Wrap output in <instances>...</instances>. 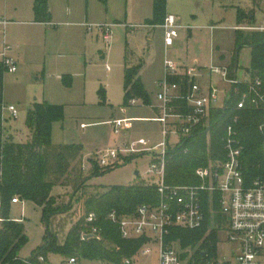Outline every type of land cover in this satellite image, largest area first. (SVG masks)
Masks as SVG:
<instances>
[{"label":"rangeland","instance_id":"rangeland-1","mask_svg":"<svg viewBox=\"0 0 264 264\" xmlns=\"http://www.w3.org/2000/svg\"><path fill=\"white\" fill-rule=\"evenodd\" d=\"M68 1L74 8L73 17L66 16ZM93 2L49 0L50 9H54L57 19L49 27L51 32L46 34V28L26 23L34 15L32 0H0V17L4 15L12 21V25L7 28V42L14 50L20 44L23 57L17 64V73L6 71L4 76L5 139L11 138L17 143L28 141V116L35 104L47 101L63 106L64 119L53 125L52 141L57 145L83 147L82 170L86 177L90 176L92 168L89 161H97L101 153L112 149L124 150L142 139L151 142L153 146L163 142V126L152 119L159 115L158 109L162 106L158 94L161 92L159 84L167 76L166 60L188 68H209L213 64L228 68L234 50L235 31L250 34L264 27V2L256 10L254 26L236 28L237 10H250L253 7L251 0H168L170 13L179 15L185 27L178 30V37L172 46L166 48L163 29L155 30L150 36L138 31L136 36L126 38L122 31L113 28L111 42L104 43L101 36L96 39L98 31L90 30L89 26L97 23L113 25L110 20L123 17L130 0H106V4L102 0H95L99 10L96 15L104 17L95 20L91 12L90 18L86 19L88 8ZM108 10L110 15L105 17ZM79 22L84 23L85 33L75 32L74 26ZM126 52L142 59L140 62L145 66L143 84L149 95L147 103L137 100L135 105H124ZM220 56H223L222 60ZM251 63V49L242 48L236 74L238 80H246ZM69 81L70 86L67 85ZM197 82L201 85L200 78ZM211 82L218 90L216 106L223 107L231 97L232 88L217 75L212 76ZM204 92L207 93L206 86ZM8 106L17 109L16 119L9 113ZM115 120H124L119 135L115 134L114 127L108 123ZM82 124L86 125V129L81 127ZM170 143L175 144L176 140L171 138ZM131 158L134 159L128 161ZM120 160V165L109 171L105 169V173L92 178L89 181L90 188L85 192L93 194L114 186L156 182L148 174L152 165L158 161L153 155L122 154ZM83 165L87 166L86 170ZM136 172H139V176H136ZM71 193L72 190L61 186L53 189V196L60 207L71 209L67 212L61 210L51 218L49 225L43 218L42 209L32 201H21L18 205L10 206V220L22 219L28 238L27 245L20 253L24 264H39V259L35 262L31 260L45 246L48 232L61 245L72 225L83 216V203L79 201L83 193L74 199ZM221 219L216 222L225 227L227 218L222 216ZM219 238L218 255L221 258L225 254L223 243L227 232L221 233ZM150 248L152 253L146 257L140 256L139 264H158L159 242ZM43 255L47 258V264H63L69 258L53 253Z\"/></svg>","mask_w":264,"mask_h":264},{"label":"trees","instance_id":"trees-1","mask_svg":"<svg viewBox=\"0 0 264 264\" xmlns=\"http://www.w3.org/2000/svg\"><path fill=\"white\" fill-rule=\"evenodd\" d=\"M252 8L248 11L237 10V27L254 26L256 10L264 0H251ZM167 0H154V25H162L166 18ZM35 21L46 23L50 12L48 0H34ZM234 50L232 51L228 71L229 77L234 78L239 68V52L244 47L252 51V65L249 72L251 79H260L264 87V31H253L246 34L241 30L235 31ZM223 59V56H220ZM142 64L125 69L124 76V105L129 107L132 100L145 103L149 95L142 83L140 72ZM6 69L0 64V264H24L20 253L28 243L22 223L12 221L9 217L13 198L21 201H32L40 207L43 218L49 225L52 217L61 210L64 212L71 207H60L53 196V189L57 186L72 190L74 199L79 193L84 214L69 230L63 244L59 245L51 233L48 232L45 246L32 257L31 262L38 257L47 258L43 254L53 253L62 257H76L82 262H108L120 264L126 258L134 257L146 244V239L125 240L122 238L117 225L108 220V215L116 211L119 215H133L139 206L144 204L156 205L160 201L157 186L149 183H138L131 186H114L102 192L89 194V181L105 173L96 160H90L92 166L89 177L82 170L83 147L80 145H55L52 142L53 125L64 119V107L51 105L46 102L35 104L28 116L30 136L26 143L5 139L3 119V88ZM173 83H180L185 92L188 82L173 77ZM246 86L232 87L231 97L221 108L210 111L209 117L193 132L183 146L170 148L167 155L165 183L168 186H200L203 182L196 175V170L206 168L212 163L226 160L225 137L226 128L234 117L239 118L236 125L238 138L243 146L242 171L247 182L253 178L264 180V134L259 131V125L264 112L252 107L237 110V102ZM187 149L188 153H184ZM134 158L129 159L128 161ZM111 170V168L106 171ZM219 194L214 195L213 209L220 211ZM206 220L203 227L197 231H186L174 228L168 241H179L184 249L196 251V257L201 251L216 256L218 232L208 230L211 225L210 197L203 196ZM95 213L96 221L87 224L85 218ZM222 216H216L221 221ZM99 230V237L84 239L91 228ZM68 258V259H69Z\"/></svg>","mask_w":264,"mask_h":264},{"label":"built area","instance_id":"built-area-1","mask_svg":"<svg viewBox=\"0 0 264 264\" xmlns=\"http://www.w3.org/2000/svg\"><path fill=\"white\" fill-rule=\"evenodd\" d=\"M6 19H0V30L7 26ZM112 25L89 26L90 30H97L106 43L112 40ZM165 33V45L170 47L178 37L177 19L173 15L166 16L162 25ZM264 31V27L257 29ZM11 46L5 41H0V64L7 72L15 74L17 64L10 56ZM166 79L160 82L161 92L158 99L162 106L159 116L154 121L163 126V142L153 146L151 142L139 140L124 150H108L101 153L97 159L101 168L109 169L120 165L122 154H151L158 161L152 165L149 175L156 179L150 182L157 186L160 201L156 205L144 204L137 208L133 215H119L112 211L108 220L118 226L121 236L125 240L146 239V244L132 258L124 259L120 264H139L140 256H149L152 253L151 246L159 242L160 250L158 264H264V180L253 178L250 182L244 177L242 171L243 146L238 138L236 125L239 118L236 116L226 128L225 151L226 160L212 163L206 168L196 170V175L203 182L200 186H168L165 183L167 155L170 148L183 146L185 141L193 135V132L209 117L210 111L219 100L218 90L210 85L207 93L197 80L202 76L200 68H182L180 64L170 60L165 61ZM206 71L212 77L217 75L232 87L244 85L246 90L241 94L237 102V110L252 107L264 112V87L260 79H251L250 76L240 81L235 76L229 77L227 67L212 65ZM181 78L188 82L184 92L180 83H173L171 78ZM131 105L136 104L132 100ZM13 118L18 117V111L14 106L7 107ZM4 113V108H3ZM4 119V118H3ZM116 135L120 134L124 120H116L111 123ZM259 131L264 134V117L259 125ZM176 140L175 144L170 139ZM184 153H188L185 149ZM83 169L87 167L83 165ZM210 197L211 225L205 238L213 229L218 228L216 216L220 214L227 218L226 226H221L220 234L227 232V238L223 243L225 254L209 255L202 250L201 256L196 257V251L190 248L184 249L179 241H168L171 231L179 228L186 231L200 230L206 220L203 196ZM219 194L218 204L220 211H214L213 198ZM21 200L16 197L12 204H18ZM1 208V198H0ZM95 213L86 216L87 224L96 221ZM0 221H2L0 219ZM99 237V230L91 228L90 233ZM39 264H45V259L39 257ZM63 264H113L108 262H82L76 257L67 259Z\"/></svg>","mask_w":264,"mask_h":264},{"label":"crops","instance_id":"crops-1","mask_svg":"<svg viewBox=\"0 0 264 264\" xmlns=\"http://www.w3.org/2000/svg\"><path fill=\"white\" fill-rule=\"evenodd\" d=\"M93 1L94 2L88 8L89 13L87 14L86 19L90 18V16H91L90 13L92 12L93 13L92 15L96 17L95 20H99V18H103L104 16L103 17H99L98 15H96V12L99 11V10L96 7L95 0H93ZM102 1L104 2V4H106V0H102ZM48 4H49V0H48ZM168 7L169 6H168V0H167L166 16H168V15L175 16L176 19H177L178 30L179 29H184L185 27L182 25L179 15L174 14V13H170V11H169L170 8L168 9ZM32 10H33L32 13L34 14V0H32ZM49 12H50V18H49V21L46 22V23H38V22H36L35 21V14L32 15L30 17V19H29L30 21L28 20V22H26V23H28L29 25H32V26H36L38 28H42V29L46 28L45 33L48 34L49 32H51V29L49 28L50 25H54L55 21L57 19V15L54 12V9H50V4H49ZM26 13L28 15V12H26ZM74 13H75L74 12V8H73L71 2L68 1L67 6H66V16L67 17H73ZM109 13H110V11L106 12L107 16H105V17H108L110 15ZM153 17H154V0H130V2L128 3V6H127V13L123 17L114 18V19H111L110 21L113 23L112 29L116 28V29L122 31L126 38L128 36H136L138 31H141L140 33L144 32L145 34L150 36L151 33H153L155 30L163 29V27H162L163 24L162 25H154V24L151 23V21L153 20ZM2 18L6 19V17H4V15H1L0 19H2ZM105 19L107 20L108 18H105ZM6 20L8 21V24L5 27V33H4V29L0 30V41L5 40L7 42V28L10 25H12V21H9L8 19H6ZM101 20H104V19H101ZM95 22H97V21H95ZM96 25H106V23H100V24L97 23ZM74 28H75V32H80V31L83 32L84 31V33H85V31H86V28H85V25H84L83 22L76 23ZM236 28H238V27H236ZM99 36L102 37V35L98 32L97 35H96V39H98ZM102 40H103L104 43H106L104 41L103 37H102ZM11 48L12 49H11V52H10V56L15 60L16 64H18V62L20 60H22V58H23L22 54H21V51H20L21 50V45L17 44L15 50L13 49L12 46H11ZM166 48H169V47H166ZM141 60L142 59H139L133 53L129 54V53L126 52L125 69L126 68L136 67V66L142 64L140 77H141V80H142V83H143V73H144V70H145V66H144V64L142 62H140ZM213 65H215V64H213ZM181 67L182 68H188V67L182 66V65H181ZM125 69H124V76H125ZM200 69L202 70V76L200 78L201 85L204 84L203 87L206 86V88H208V86L212 85V82H211L212 77L206 71L207 68H200ZM248 76H249V74L247 75L246 79L248 78ZM70 83L71 82L69 81V83L67 85H69ZM123 89H124V84H123ZM44 102L48 103L47 101H44ZM136 103H137V100H136ZM48 104H50V103H48ZM51 105H54V104H51ZM58 106H60V105H58ZM130 106H131V104H130ZM158 110H159L158 114H160V109H158ZM157 117L153 118L152 120L156 119ZM112 122H114V121H110L108 123L111 124ZM81 127L83 129H86V125H84V124H82ZM53 144H54V142H53ZM55 145H57V144H55ZM18 204H20V203H18ZM18 204H12V205H18ZM15 221L19 222V223H22V219L21 220L20 219L19 220H15Z\"/></svg>","mask_w":264,"mask_h":264},{"label":"water","instance_id":"water-1","mask_svg":"<svg viewBox=\"0 0 264 264\" xmlns=\"http://www.w3.org/2000/svg\"><path fill=\"white\" fill-rule=\"evenodd\" d=\"M136 176H139V172H136ZM93 238H98V237L95 236V235H86V236L84 237L85 240L93 239Z\"/></svg>","mask_w":264,"mask_h":264}]
</instances>
